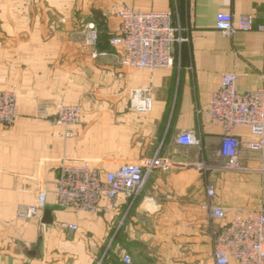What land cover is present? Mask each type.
Wrapping results in <instances>:
<instances>
[{"label":"crops","instance_id":"obj_1","mask_svg":"<svg viewBox=\"0 0 264 264\" xmlns=\"http://www.w3.org/2000/svg\"><path fill=\"white\" fill-rule=\"evenodd\" d=\"M119 7L171 13L181 30L176 35L186 39L173 45L171 68L121 64L120 48L109 44ZM219 13L251 15L254 30L223 37L215 29ZM90 23L99 33L94 49L83 42ZM258 26L264 27V0H0V90L15 94L17 110L12 126H0V264H124V256L130 264H213L217 222L201 209L205 186L212 183V205L228 209V220L234 210L264 206V175L257 171L258 154L245 150L240 162L250 173L220 168L223 130L207 116L197 118L195 109L208 106L223 74L236 76L240 93L263 85ZM138 88L151 89L149 113L130 108ZM63 105L81 107L79 124L63 128L37 117L40 108L52 117ZM185 131L200 147L175 142ZM234 134L251 139L246 128ZM154 156L172 166L152 170L134 200L120 194L112 208L96 214L58 206L62 160L103 174ZM204 160L206 178L197 169ZM41 190L52 223H41L45 210L37 220L18 219L17 211L34 204Z\"/></svg>","mask_w":264,"mask_h":264},{"label":"built area","instance_id":"obj_2","mask_svg":"<svg viewBox=\"0 0 264 264\" xmlns=\"http://www.w3.org/2000/svg\"><path fill=\"white\" fill-rule=\"evenodd\" d=\"M119 19L118 31L109 44L121 50V64L136 70H164L174 65L172 47L186 39L176 35L181 30L172 25L169 11H151L143 13L128 7L115 10ZM215 29L223 37L231 38L237 33L254 30L253 17L241 16L235 19L229 13H219L215 20ZM257 31H264L258 26ZM99 41V33L94 23L86 26L84 45L94 49ZM263 85L252 91H237V78L234 74H223L216 90L210 96L206 108L195 109L197 118L207 116L211 122L220 125L223 130L217 157L220 168L227 171H248L238 162L242 150L258 154L260 165L258 172L264 174V77ZM132 111L146 114L152 110L150 88L133 89L130 95ZM82 109L79 105L58 106L56 113L49 117L44 108L38 110L37 117L54 126L69 128L80 123ZM17 118L16 96L11 91L0 90V126H12ZM237 128H246L250 140H242L234 132ZM175 142L181 146L200 147V141L192 131L180 132ZM172 163L167 159L154 156L141 162H129L117 170L101 173L87 163L62 160L58 166L55 183V196L59 207L67 210L96 214L104 208H112L120 194L134 200L139 195L148 174L154 169L168 172ZM199 172L205 173L209 167L200 162ZM206 201L201 209L215 222L212 230L213 264H264V206L258 209L234 210L227 220L228 209L214 207L211 200L215 188L205 186ZM105 204V205H104ZM46 208V193L39 191L37 200L17 211V218L23 221L37 220ZM61 229L75 232L72 224H59ZM124 264H130L129 256L123 257Z\"/></svg>","mask_w":264,"mask_h":264},{"label":"water","instance_id":"obj_3","mask_svg":"<svg viewBox=\"0 0 264 264\" xmlns=\"http://www.w3.org/2000/svg\"><path fill=\"white\" fill-rule=\"evenodd\" d=\"M41 223L44 225H49L52 223L51 212L49 210H45L43 212Z\"/></svg>","mask_w":264,"mask_h":264},{"label":"rangeland","instance_id":"obj_4","mask_svg":"<svg viewBox=\"0 0 264 264\" xmlns=\"http://www.w3.org/2000/svg\"><path fill=\"white\" fill-rule=\"evenodd\" d=\"M9 127H10V126H9ZM243 155H244L245 157H247V155H245V154H243ZM240 156H241V154L239 155L238 162H239V164L241 165V167H243V166H242V163L240 162ZM202 162H203V161H202ZM203 163L207 164V161L204 160ZM243 168H245V167H243ZM207 173H208V172H206V174H205V178H206ZM236 173H245V174H246V173H250V172H249V171H242V172H236ZM259 173H260V172H259ZM260 174H262V173H260ZM262 175H264V174H262ZM208 182H209V181H208ZM208 184H211V185H212L211 182H209ZM8 222H10V221H6L5 224L8 223ZM4 227H5V229L7 228L6 226H4ZM9 229H10V227H9Z\"/></svg>","mask_w":264,"mask_h":264}]
</instances>
